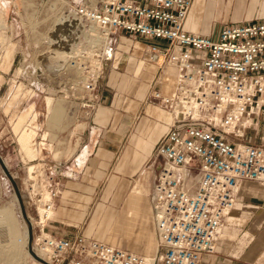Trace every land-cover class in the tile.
<instances>
[{
    "label": "built area",
    "instance_id": "obj_1",
    "mask_svg": "<svg viewBox=\"0 0 264 264\" xmlns=\"http://www.w3.org/2000/svg\"><path fill=\"white\" fill-rule=\"evenodd\" d=\"M193 1L84 0L60 11L58 21L68 32L53 40L65 44L67 62L76 70L63 84L64 96L94 110L107 67L147 60L159 70L149 81L150 96L171 122L153 116L166 124L151 147L159 159L150 192L155 257L149 261L139 251L83 231L46 233L54 194L47 167L57 171L50 163L43 166L45 177L33 171L27 200L39 215V232L30 243L39 261L198 264L202 253L214 250L243 182L264 185V16L193 31L185 23ZM164 74L171 76L170 92L163 90ZM248 129L261 139H250ZM40 183L43 189L34 191Z\"/></svg>",
    "mask_w": 264,
    "mask_h": 264
},
{
    "label": "rangeland",
    "instance_id": "obj_2",
    "mask_svg": "<svg viewBox=\"0 0 264 264\" xmlns=\"http://www.w3.org/2000/svg\"><path fill=\"white\" fill-rule=\"evenodd\" d=\"M77 1L84 0H0V158L20 190L25 211L23 214L15 187L0 163V264H46L32 256L28 244V224L32 229L30 242L39 232L35 204L27 201L28 193L32 195L33 171H41L45 177L43 166L51 163L49 159L70 157L71 148L63 142L68 141L70 132L84 129L85 134L92 129L91 125L102 127L117 122L127 129L122 151L126 148L124 152L129 150L130 156L126 154L106 165L105 175L104 170L98 169L102 172L99 180L77 183L74 189L63 188L60 194L50 183L53 206L44 229L48 234H55V230L70 234L83 231L139 251L149 261L156 255L158 239L150 209V192L159 159L151 147L166 124H158L153 117L163 107L150 96L149 81L159 70L155 72L151 62L141 59L134 63L125 61L115 69L107 67L102 78L104 84L98 89L100 106L94 110L82 107L78 99L65 97L63 84L76 77V70L67 62L65 44L55 43L53 39L68 32L58 21L60 11L66 4ZM238 5L235 2L227 14L216 10L203 12L196 23L199 30L203 31L207 22L210 32L231 20L264 16L262 0H244L241 6L245 10L239 16L235 9ZM156 42L164 44L165 41L157 39ZM165 81L163 90L169 92L172 87L169 74ZM53 98L55 105L49 113L47 101L52 102ZM148 105L152 106L153 115L147 110ZM165 112L166 119L162 120L170 123L171 117ZM157 126L161 132L154 134ZM261 128L264 131V123ZM55 129L61 131L58 136ZM66 133L69 134L65 136ZM247 136L255 141L261 139L254 129H248ZM138 139L149 141L147 150L137 146ZM18 140L32 143L35 149L32 158L25 155ZM47 172L51 177L48 167ZM141 185L146 205L142 203L144 210L136 211L132 219L124 212L126 198L133 188ZM39 189H43L41 183L34 191ZM145 250L153 252L149 254Z\"/></svg>",
    "mask_w": 264,
    "mask_h": 264
},
{
    "label": "crops",
    "instance_id": "obj_3",
    "mask_svg": "<svg viewBox=\"0 0 264 264\" xmlns=\"http://www.w3.org/2000/svg\"><path fill=\"white\" fill-rule=\"evenodd\" d=\"M262 1L264 2V0ZM235 2L239 4L235 8L239 16L245 10L241 6L244 0H194L185 21L186 26L193 31H198L199 28L196 23L203 12L212 13L213 10H216L220 14H227ZM209 25V22H207L202 32L207 33ZM105 71L99 79V84L101 85L104 84L102 78L106 73ZM108 78L109 76L106 80ZM131 99L132 97H130ZM54 105V98L52 102L47 101L49 113L52 112ZM151 107V105L147 107L150 113ZM99 114L102 115L101 113ZM154 115L158 118L166 119L165 112L155 111ZM91 127L92 129H89L85 134L83 133L84 129L70 132L68 141L63 140L66 147L70 146L71 148L70 157L64 156L61 159H55L51 156L52 158L49 159L57 168V171L50 170L51 183L56 186L57 194H60L63 188H76L74 185L77 183L99 180L102 172L98 169L104 170L105 175L106 165L112 164L115 160H119L121 156H126V154H128V157L130 156L129 150L126 154L124 152L126 148L122 151L127 141V129L125 130L122 124H118V122L106 123L102 127H94V125H91ZM160 130L157 126L153 133L157 134L161 132ZM55 131L56 136L61 132L57 131V129ZM68 134L66 133L65 136ZM25 138L27 137L24 136L23 140ZM55 142L57 146L58 142ZM18 143L20 146L23 145V152L28 158H32L35 155L32 143L27 144L25 141L20 142L19 140ZM136 144L143 150H147L150 146L149 141L142 142L139 139L136 140ZM59 169L62 171L61 174H58ZM64 172L66 173L65 175ZM144 196V187L142 185L133 188L126 198L125 214H129L133 219L137 215L136 211L142 213L144 208L141 204L145 202L144 198H142ZM144 205H146V202ZM60 206L61 204L58 203L57 207ZM58 233L72 235L65 231L55 230V234ZM152 252V250L151 252L150 250L147 251L150 254ZM198 264H264V185L255 180L243 182L237 191L233 209L224 220V225L214 250L202 253Z\"/></svg>",
    "mask_w": 264,
    "mask_h": 264
},
{
    "label": "water",
    "instance_id": "obj_4",
    "mask_svg": "<svg viewBox=\"0 0 264 264\" xmlns=\"http://www.w3.org/2000/svg\"><path fill=\"white\" fill-rule=\"evenodd\" d=\"M0 163H1L2 167H3V169L5 170V173L8 174L10 180L12 181V183H13V187H15V192H16L17 198H18V200L20 201L21 211H22V213L24 214V213H25V211H24V204H23V202L21 201V193H20V190H19V188L17 187V185H16V183H15V180L12 178L11 174L8 172L6 166H5V164L3 163V160H2L1 158H0ZM27 229H28V236H29V238H28L29 251L31 252V254H32V256H33L34 258H38V259L41 260V258H39V257L33 252L32 247H31V244H30V243H31V242H30V238H31V232H32V229H31V225H30V224H28Z\"/></svg>",
    "mask_w": 264,
    "mask_h": 264
},
{
    "label": "bare ground",
    "instance_id": "obj_5",
    "mask_svg": "<svg viewBox=\"0 0 264 264\" xmlns=\"http://www.w3.org/2000/svg\"><path fill=\"white\" fill-rule=\"evenodd\" d=\"M193 2H194V1H193ZM192 4H193V3H192ZM190 8H191V7H190ZM150 66H151V65H150ZM165 78H166V74H165ZM148 106H149V105H148ZM157 108H159V107H157ZM160 108H161V107H160ZM162 111L165 112V110H163V109H162ZM165 113H166V112H165ZM50 212H51V210H49V211L47 212V214H49ZM150 212H151V211H150ZM150 252H151V251H150ZM36 253L38 254V252H36ZM149 254H150V253H149Z\"/></svg>",
    "mask_w": 264,
    "mask_h": 264
}]
</instances>
